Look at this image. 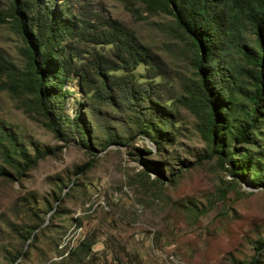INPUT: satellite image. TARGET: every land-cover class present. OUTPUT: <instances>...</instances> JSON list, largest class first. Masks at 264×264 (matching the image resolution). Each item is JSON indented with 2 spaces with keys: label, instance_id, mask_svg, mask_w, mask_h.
I'll use <instances>...</instances> for the list:
<instances>
[{
  "label": "rangeland",
  "instance_id": "1",
  "mask_svg": "<svg viewBox=\"0 0 264 264\" xmlns=\"http://www.w3.org/2000/svg\"><path fill=\"white\" fill-rule=\"evenodd\" d=\"M12 4L0 0V13ZM58 4L96 25L118 20L161 57L164 74L156 81L161 83L157 95L161 104L167 100L173 126L160 147L136 130L121 128L126 146L104 150L107 136L97 131L96 162L79 174L78 167L91 161L88 149L78 139L61 141L47 118L0 82V119L33 157L38 149L49 153L23 176L8 168L12 176L0 178V264H264V188H256L249 174L233 177L217 157L205 159L210 151L199 120L180 100L197 80L195 51L174 17L152 13L138 0ZM23 47L12 18L4 23L0 18V53L22 66ZM146 76L140 68L134 78L147 85L138 79ZM66 90L72 92L66 113L74 118L83 112L88 93L75 75ZM95 107L102 111L99 122L122 115L102 102ZM124 123L132 127L128 119ZM257 139L264 144V138ZM143 161L157 164L162 182L154 172L145 174ZM34 227L37 236L27 240ZM85 239L89 243L82 248Z\"/></svg>",
  "mask_w": 264,
  "mask_h": 264
},
{
  "label": "trees",
  "instance_id": "2",
  "mask_svg": "<svg viewBox=\"0 0 264 264\" xmlns=\"http://www.w3.org/2000/svg\"><path fill=\"white\" fill-rule=\"evenodd\" d=\"M138 1L152 13L173 16L195 51L197 80L180 100L199 120V132L210 151L205 159L217 157L233 177L249 174L256 188H264V144L257 143L258 136L264 138V0ZM0 18L3 23L12 18L24 42L22 66L0 53L1 85L25 97L28 106L48 119V128L61 141L78 139L88 149L91 161L78 167L79 174L96 162L97 131L107 136L104 150L126 146L121 128L152 138L158 147L169 141L173 116L167 100L160 103L161 83L156 82L163 80V60L121 22L107 18L96 25L78 19L58 0H13L10 11L0 13ZM107 48L111 54L102 51ZM140 68L147 76L138 79L149 81L147 85L134 78ZM73 75L88 93V102H81L83 112L74 118L65 108L72 94L66 85ZM96 102L122 115L99 122L102 111ZM127 119L132 127L124 125ZM252 146L258 150H251ZM48 155L38 149L33 157L13 127L0 119V178L12 176L9 169L21 177ZM143 164L147 176L154 172L157 182H162V170L155 162ZM56 208H51L53 216ZM37 228L27 240L37 236ZM88 243L85 239L80 246Z\"/></svg>",
  "mask_w": 264,
  "mask_h": 264
}]
</instances>
